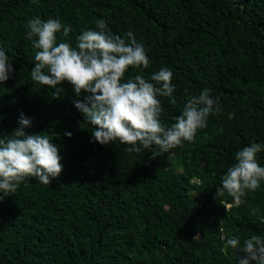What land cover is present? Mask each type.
<instances>
[{
    "label": "trees",
    "instance_id": "16d2710c",
    "mask_svg": "<svg viewBox=\"0 0 264 264\" xmlns=\"http://www.w3.org/2000/svg\"><path fill=\"white\" fill-rule=\"evenodd\" d=\"M36 17L70 26L57 38L73 47L100 19L112 34L132 32L150 63L130 67L125 82L173 73L172 97H157L162 124L205 88L220 111L191 142L155 158L94 142L95 126L74 104L86 94L64 82L56 98L31 80L26 29ZM0 49L14 68L0 82V138L23 114L26 135H48L63 165L49 185L28 177L15 193L0 192V264H238L243 253L227 239L264 238V181L243 203L216 197L235 153L264 145V0H0ZM257 160L264 167V151Z\"/></svg>",
    "mask_w": 264,
    "mask_h": 264
},
{
    "label": "clouds",
    "instance_id": "9594fccd",
    "mask_svg": "<svg viewBox=\"0 0 264 264\" xmlns=\"http://www.w3.org/2000/svg\"><path fill=\"white\" fill-rule=\"evenodd\" d=\"M96 25L98 30H84L76 37L75 47L63 40L58 42L57 33L62 30L63 37H68L71 31L59 19L36 17L27 21L26 29V39L36 50L31 80L55 89L56 98L63 91L58 85L64 82L72 86L77 96L86 94L83 101L76 100L74 104L95 126L94 142L107 145L119 141L131 145L127 149L130 153L147 149L155 158L180 146L182 141L191 142L197 130L207 126L208 117L220 111L218 99H213L210 89L205 88L198 96L187 98L175 123L162 124L163 108L157 97H172V71L164 67L153 73L150 79L155 83L142 75L128 77L125 82L130 67H149L143 46L132 32L123 38L112 34L103 19L97 20ZM13 72L9 56L0 49V82H6ZM18 123L20 127L11 136L0 138V192L5 196L15 193L28 177L49 185L51 178L63 170L58 147L48 135H26L23 129L30 121L23 114ZM71 135L65 132V136ZM261 151L264 145L251 143L235 153L236 163L222 176L216 197L226 192L239 204L244 202L241 198L248 190L260 187L264 167L258 163L257 154ZM3 199L0 196V201ZM228 246L243 253L238 264H264V238L253 235L241 246L240 239L232 237L226 241Z\"/></svg>",
    "mask_w": 264,
    "mask_h": 264
},
{
    "label": "built area",
    "instance_id": "2783aa9c",
    "mask_svg": "<svg viewBox=\"0 0 264 264\" xmlns=\"http://www.w3.org/2000/svg\"><path fill=\"white\" fill-rule=\"evenodd\" d=\"M227 206L229 205V203L226 204Z\"/></svg>",
    "mask_w": 264,
    "mask_h": 264
}]
</instances>
